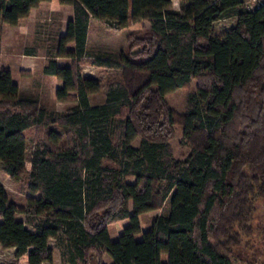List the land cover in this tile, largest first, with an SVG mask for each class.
I'll return each mask as SVG.
<instances>
[{"label":"trees","instance_id":"1","mask_svg":"<svg viewBox=\"0 0 264 264\" xmlns=\"http://www.w3.org/2000/svg\"><path fill=\"white\" fill-rule=\"evenodd\" d=\"M173 1L0 0V35L42 2L73 6L44 73L63 81L56 100L75 92L77 101L49 111L0 71V164L27 195L19 207L0 182V246L15 249V261L0 264H53L51 240L68 264H234L264 201V5L181 0L176 10ZM229 15L234 26L216 35ZM92 19L130 30L127 51L90 54ZM85 64L120 72L104 104L90 101L103 81L85 76ZM193 82L179 113L166 96ZM176 126L191 148L185 159L174 157ZM166 205L146 229L144 215Z\"/></svg>","mask_w":264,"mask_h":264},{"label":"rangeland","instance_id":"2","mask_svg":"<svg viewBox=\"0 0 264 264\" xmlns=\"http://www.w3.org/2000/svg\"><path fill=\"white\" fill-rule=\"evenodd\" d=\"M181 0L173 1V8L181 10ZM73 15L72 5H61L58 8L52 7L51 3H42L32 17H26L24 25L20 27H10L5 24L0 35V67L7 66L14 71L17 78L22 77L24 93H33L41 100L44 107L57 112H65L76 105L75 93H72L69 101L59 103L54 97L53 79L48 78L43 73V66L47 63V55L54 53L55 46L59 43L58 33L67 24L69 17ZM235 24V17L232 15L224 17L215 24L216 35L222 36ZM148 25V24H147ZM128 29H116L107 21H93L89 38L90 54L102 52L106 55L116 56L117 53L127 51L129 47ZM36 50L38 57H30L29 52ZM70 61V60H69ZM68 60L61 59L65 64ZM30 69L29 75L19 73L20 68ZM85 76L99 78L103 81L101 90L92 97L93 105H100L105 102V96L109 83L114 80H121L120 72L112 69L97 68L89 64L83 66ZM196 90V83L193 82L190 88L181 89L166 96L167 101L179 113H183L187 106L189 93ZM34 130H29L25 137L28 141V156L30 158L34 148ZM138 138L134 144H140ZM174 157L185 159L190 153V146L183 141V132L180 126H176L175 137L171 140ZM28 166L25 177L29 175ZM0 182L9 192L10 199L19 207H24L27 202V195L23 191V185L11 180L3 171L0 164ZM256 219L252 223L253 235L246 237L243 245L235 248L233 257L234 264H264V201L258 200ZM169 206L160 210L148 212L144 215L146 229H151L154 222L162 215L167 214ZM18 219L25 220L23 214H18ZM127 223V222H126ZM28 226L32 228L29 222ZM111 233L115 236V226H112ZM55 248V260L53 264H66L61 258L60 250L56 246V241H51ZM107 260L108 258L105 257ZM15 261V250L5 249L0 246V262Z\"/></svg>","mask_w":264,"mask_h":264},{"label":"crops","instance_id":"3","mask_svg":"<svg viewBox=\"0 0 264 264\" xmlns=\"http://www.w3.org/2000/svg\"><path fill=\"white\" fill-rule=\"evenodd\" d=\"M42 3H45V2H42ZM42 3H41V4H42ZM41 4H40V5H41ZM72 7H73V6H72ZM37 8H38V7L33 8V9L31 10V13H30V15H29L30 18L32 17L34 11L37 10ZM72 19H74V8H73V15H72L71 17H69L67 24H66V25L60 30V32L58 33V38H60V37H62V36H65V35L67 34L68 24H69V22H70ZM25 20H27V18H23V19H21L20 22H19V24L16 25V26H12V25H9V26H10V27H13V28H16V27H20V28H22L20 25H24V24H25ZM93 21H100V20L92 19V21H91V23H90L89 34H88V51H90V48H89V38H90V32H91V25H92V22H93ZM103 22H104V21H103ZM57 45H58V44H57ZM57 45H56V46H57ZM74 45H75V43H74V42H71V43L68 44V48H69L70 50H72V49L74 48ZM56 46H55V48H56ZM54 52H55V50H54ZM90 52H91V51H90ZM95 53H102V52H95ZM28 55H29L30 57H38V52H37L36 50H34V51H32V52H29ZM51 55H53V53L47 55V58H46V59H47V63H48V60L50 59ZM61 59H65V60H68V61L70 60L69 58H65V57H63V58H57V60H58L60 66H64V67H68V66H70V63H71L70 61L67 62V63H65V64H62V63L60 62ZM47 63L43 66V73H44V69H45ZM4 69H7V70H10V71H11L14 82L20 86L21 96L26 97V98L35 99V100H37V101L42 105V107H44L43 104H42V102H41V100H39L37 97H35V94H33V93H30V94L26 93V94H25V93H24V88H23V84H22V80H23L22 77L17 78L16 75H15V73H14V71L11 70V68H9V67H7V66H1V67H0V71H2V70H4ZM19 73H20V74L22 73V68L19 69ZM44 75H45L46 77H48V78L53 79L54 85L56 84L58 87H61V86L63 85V81H62V80H55L53 77L48 76V75H46L45 73H44ZM72 93H75V92H72ZM72 93H71V94H72ZM75 94H76V93H75ZM95 94H96V93H95ZM95 94H92V95L90 96V101L92 100V97H93ZM71 96H72V95H71ZM71 96H70V98H71ZM75 101H76V95H75ZM105 101H106V96H105ZM58 102H59V103H64V102H62V101H58ZM66 102H67V101H66ZM91 103H92V102H91ZM104 103H105V102H104ZM104 103H102V104H104ZM76 104H77V101H76ZM75 106H76V105H75ZM73 107H74V106H73ZM44 108H46V109L49 110V111H57V110H51V109H49V108H47V107H44ZM71 108H72V107H71ZM69 109H70V108H69ZM69 109H68V110H69ZM58 112H59V111H58ZM60 112H62V111H60ZM27 132H28V131H27ZM27 132H25V134H26ZM27 156H28V155H27ZM31 158H32V156H31ZM31 158H30V160H31ZM23 221H24V220H23ZM111 228H112V226H110V232H111ZM111 237H112L113 240H116V238H117L116 231H115V236H113L112 233H111ZM51 241H52V240H51ZM51 241H50V243H51ZM14 250H15V249H14ZM106 258H108V259H107V260L104 259V263H105V264H113V260H112L109 256H106ZM66 264H68V263H66Z\"/></svg>","mask_w":264,"mask_h":264},{"label":"built area","instance_id":"4","mask_svg":"<svg viewBox=\"0 0 264 264\" xmlns=\"http://www.w3.org/2000/svg\"><path fill=\"white\" fill-rule=\"evenodd\" d=\"M262 5H264V0H247L245 2V8L247 10H252L255 7H259V6H262Z\"/></svg>","mask_w":264,"mask_h":264}]
</instances>
